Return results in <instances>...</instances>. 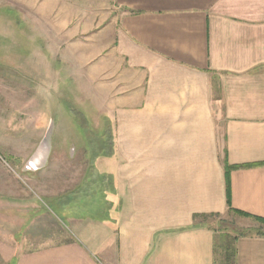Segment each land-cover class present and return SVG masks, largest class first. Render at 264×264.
<instances>
[{
  "label": "crops",
  "instance_id": "obj_1",
  "mask_svg": "<svg viewBox=\"0 0 264 264\" xmlns=\"http://www.w3.org/2000/svg\"><path fill=\"white\" fill-rule=\"evenodd\" d=\"M109 10L85 53H105L106 148L73 191L50 193L32 171L40 195L1 187L15 211L0 220V264H264V0ZM75 202L85 210L68 211ZM211 217L256 224L231 236Z\"/></svg>",
  "mask_w": 264,
  "mask_h": 264
},
{
  "label": "rangeland",
  "instance_id": "obj_2",
  "mask_svg": "<svg viewBox=\"0 0 264 264\" xmlns=\"http://www.w3.org/2000/svg\"><path fill=\"white\" fill-rule=\"evenodd\" d=\"M31 1L30 6L19 0L18 10H11L10 0H0V182L5 183L0 190L16 181L22 194L28 190L40 195L41 185H32L27 178L37 173L54 184L50 193L57 192L58 182L73 191L76 180L100 155L93 150L106 148L104 86L97 79L104 75L97 71L104 66L105 53L98 57L85 53L95 45L93 38L107 35L110 0ZM97 47L105 48L100 42ZM50 130L49 163L26 172V160ZM100 170L104 173L105 168ZM11 204L0 203V220L8 227L15 211ZM47 204L55 211L56 203ZM81 206L75 202L68 211L78 214L85 210ZM210 223L232 230L231 236L256 224L239 225L234 217H211Z\"/></svg>",
  "mask_w": 264,
  "mask_h": 264
},
{
  "label": "water",
  "instance_id": "obj_3",
  "mask_svg": "<svg viewBox=\"0 0 264 264\" xmlns=\"http://www.w3.org/2000/svg\"><path fill=\"white\" fill-rule=\"evenodd\" d=\"M51 130L42 138L34 152L26 160L24 164L26 172L37 170L46 163L51 147Z\"/></svg>",
  "mask_w": 264,
  "mask_h": 264
},
{
  "label": "trees",
  "instance_id": "obj_4",
  "mask_svg": "<svg viewBox=\"0 0 264 264\" xmlns=\"http://www.w3.org/2000/svg\"><path fill=\"white\" fill-rule=\"evenodd\" d=\"M228 169H229V166L226 167V177L228 178ZM227 192H228V185H227Z\"/></svg>",
  "mask_w": 264,
  "mask_h": 264
},
{
  "label": "built area",
  "instance_id": "obj_5",
  "mask_svg": "<svg viewBox=\"0 0 264 264\" xmlns=\"http://www.w3.org/2000/svg\"><path fill=\"white\" fill-rule=\"evenodd\" d=\"M5 162V161H4Z\"/></svg>",
  "mask_w": 264,
  "mask_h": 264
}]
</instances>
